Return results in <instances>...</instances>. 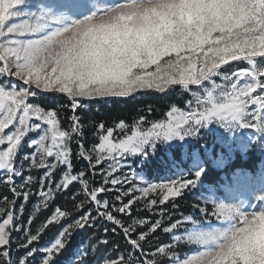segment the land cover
Listing matches in <instances>:
<instances>
[{
    "label": "snow or ice",
    "instance_id": "obj_1",
    "mask_svg": "<svg viewBox=\"0 0 264 264\" xmlns=\"http://www.w3.org/2000/svg\"><path fill=\"white\" fill-rule=\"evenodd\" d=\"M176 87L190 93L184 107L171 104L158 120L100 122L95 142L85 144L76 114L84 99ZM47 94L69 99L67 128L57 110L33 102ZM209 134L211 146L188 148ZM180 149L186 167L179 179L150 182L132 171L133 162L157 152H172L171 170ZM253 151L264 155V0H0V184L13 196L0 198V264H36L40 251L39 264H60L73 232L86 228L100 234L77 248L71 264H264V169H236L207 188L202 180L209 163L223 167ZM79 161L87 167L77 170ZM73 186L66 206L33 234L34 213ZM112 192L114 199L106 198ZM196 192L203 206L180 218L161 208L159 219L125 224L114 214L131 216L141 202L152 210L171 201L175 209L177 198ZM32 195L39 203L24 222L17 217ZM57 225L48 247L32 246ZM117 229L124 247L108 239ZM158 230L171 242L146 251ZM13 232L25 237L15 258Z\"/></svg>",
    "mask_w": 264,
    "mask_h": 264
},
{
    "label": "trees",
    "instance_id": "obj_2",
    "mask_svg": "<svg viewBox=\"0 0 264 264\" xmlns=\"http://www.w3.org/2000/svg\"><path fill=\"white\" fill-rule=\"evenodd\" d=\"M243 67V66H241ZM231 70V69H229ZM190 93L183 92L179 87L174 88L169 91L167 94H160L154 90H148L141 92L136 95L134 98L130 99H84L82 101L83 107L78 109L76 114L82 118V123L84 124V136H85V144H91L95 142V125L103 122L107 127H111L115 122L119 120H124L126 122H133L141 116L147 117L149 121L163 119L166 111L169 108V105L175 104L179 107H184L186 101L190 99ZM35 103H40L48 109H55L58 111L60 116L63 118L62 123L63 127H68V119L67 117L72 115L69 105V99L65 95H56V94H47L41 95L38 100L33 101ZM151 109V111L149 110ZM73 148L75 149V144H73ZM24 151H30L27 147L24 148ZM178 158L177 162L182 160L181 149L177 150ZM157 156L163 157L164 161L158 160L157 157H151L146 163H142L141 165L138 162H133V167L137 168L139 171H143L146 177L155 182L163 181L166 179H171L172 174L174 173L172 168L169 170V157L164 152H158ZM262 156L257 152H249L247 156L244 157L242 154L237 153L235 158L227 165V167L222 170L220 168L215 167L211 163L208 165V172L202 178L203 184L207 186L217 185L223 183L224 175H229L231 172L236 169H248L250 171H255L258 164L261 162ZM87 165L84 161L76 162V169L86 168ZM33 175L40 176L42 175V170L38 172H33ZM56 178L59 179V173H57ZM94 182L98 185L101 183V177L97 175L94 179ZM20 183V180L17 179V184ZM77 186H73L69 193L64 195H59L55 200H53L48 207L41 208L39 212L34 213V206L39 203V197L37 195L30 196L28 202L24 205V212L22 216H18L17 218L27 222L29 219V215L34 213V219L31 222L30 230L33 234H35L36 230L41 226L42 223L46 221L48 217H50L57 207L64 208L67 204V197L71 191H73ZM116 192H112L107 195L106 198L113 200ZM139 195V193H137ZM8 197L12 199V193L7 190V188L0 184V198ZM203 197L199 192L193 194H186L184 198H177L175 203L178 205L177 208L173 209L171 201L166 203L165 205H159L152 210H146L144 208L143 202L137 204L133 207L131 216L121 215L119 213H114L118 215L120 219H122L125 224L132 223L135 219L147 218L148 220L154 221L159 219V212L161 208L165 210L166 213L170 212L174 214V218H180L181 215H189L195 212L193 205L196 203H201L203 206ZM126 202V199H125ZM22 203V199L16 200V209L20 208ZM3 200L0 199V207H3ZM87 210V206L85 208ZM81 213H76L71 219L65 220L62 222L63 225L68 223H72V221L76 218V216ZM25 226L28 225L25 223ZM62 225L50 226L41 236L38 243L32 245L38 249L43 250L48 247L51 242L56 238L57 234L61 230ZM105 227L111 229L113 227L112 224L105 222ZM99 227V226H98ZM139 231H147V225L138 228ZM99 235L96 229L86 228L81 231H74L69 242L67 243L66 249L60 255L59 260L60 264H71L74 253L77 248L81 246V244L90 243V237L93 235ZM12 237V250H13V258L20 256L23 254V250L16 251V245L23 242L25 237L22 232H13L11 234ZM156 240L153 241V245L146 247V251H152L154 249L155 244L162 243L167 244L171 242V237L169 234H165L161 231H157ZM108 239L110 241H116L124 247L123 234L117 229V234H112L111 232L108 235ZM181 252H188L189 248L186 246H182L180 249ZM115 253L111 250V246H109V250L107 251L108 256H113ZM44 255L43 251L37 252L36 254V264H39L40 258Z\"/></svg>",
    "mask_w": 264,
    "mask_h": 264
},
{
    "label": "rangeland",
    "instance_id": "obj_3",
    "mask_svg": "<svg viewBox=\"0 0 264 264\" xmlns=\"http://www.w3.org/2000/svg\"><path fill=\"white\" fill-rule=\"evenodd\" d=\"M240 66H245V65H243V64H241ZM195 90V89H194ZM218 135V134H217ZM29 138H35V134L33 133V134H30V136H29ZM213 139H214V137H213V135H211V134H209V135H206V136H204V138H202V139H199L198 141H196V140H192L191 142H190V144H189V146H188V148L189 149H191V148H198V147H200L201 145H203V144H205V143H208L210 146L212 145V143H213ZM216 147H217V150H219V145L217 144L216 145ZM201 151H202V149H201ZM185 152H186V150H184V149H181V154H182V160H185L186 159V155H185ZM165 153V152H164ZM258 154H260L261 156H262V160H261V162L258 164V166H257V168L255 169V171H260L261 169H264V155H262L261 153H259V152H257ZM165 154H167V156L170 158L169 160L171 161L172 159H173V154H172V152H167V153H165ZM240 154H242L244 157H246L247 156V154H243V153H240ZM158 155V152L155 154V155H153V157H157L158 158V160H160V161H164L162 158L163 157H161V156H157ZM235 156H236V154L233 156V158L225 165V166H223V167H217V166H215V167H217V168H220V169H222V170H224L226 167H227V165L235 158ZM140 165L142 164V163H139ZM213 165V164H212ZM186 167V164H182V163H180V161L179 162H177V161H175V164H172L171 165V168H172V170H173V174H172V177H171V179H179L180 178V176H181V170L182 169H184ZM132 171H135V172H137L138 173V175H140V176H143L144 177V179L145 180H148V181H150V182H155V181H151V180H149L147 177H146V175H145V173L143 172V171H139L137 168H135V167H132ZM254 171V172H255ZM123 173L124 174H128L129 173V169H127V168H125L124 170H123ZM185 175H187V173H184ZM227 175H224V178L226 177ZM160 182V181H159ZM223 183H224V181H223ZM223 183H220V184H223ZM203 187H205V188H207V187H210V186H207L206 184H203ZM220 192L223 194V192H224V189L223 188H221L220 189ZM203 197V196H202ZM214 222V221H213Z\"/></svg>",
    "mask_w": 264,
    "mask_h": 264
}]
</instances>
